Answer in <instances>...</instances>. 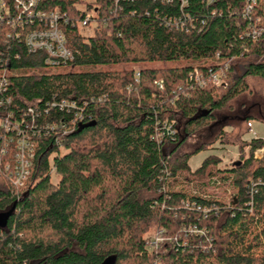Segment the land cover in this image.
<instances>
[{
	"label": "trees",
	"instance_id": "16d2710c",
	"mask_svg": "<svg viewBox=\"0 0 264 264\" xmlns=\"http://www.w3.org/2000/svg\"><path fill=\"white\" fill-rule=\"evenodd\" d=\"M247 1L45 0L36 11L60 15L68 64L27 51L24 33L42 24L0 27V115L32 145L23 186L0 169V213L15 205L0 264H264V141L244 140L264 122L248 82L264 83V0H249L256 39ZM229 59L224 86L189 78ZM7 136L0 127V145ZM215 144L247 156L221 167L210 154L191 169ZM224 185L226 202L214 193Z\"/></svg>",
	"mask_w": 264,
	"mask_h": 264
},
{
	"label": "built area",
	"instance_id": "2783aa9c",
	"mask_svg": "<svg viewBox=\"0 0 264 264\" xmlns=\"http://www.w3.org/2000/svg\"><path fill=\"white\" fill-rule=\"evenodd\" d=\"M45 0H0V27L6 26L9 29L13 30L17 27L21 29L24 28L28 20L35 21L41 26H37L31 31L24 33L23 41L24 46L28 52H44L46 54L45 63L49 64H68L73 60V54L66 48L64 34L60 30V15L56 12L54 13H44L41 11H36V7L39 3ZM117 1V0H116ZM8 3H10L8 5ZM253 1H247L242 10V15L248 18L250 23L251 36L253 39H256L258 35V30H256V25L258 19H253L250 17L252 12ZM34 22V23H35ZM33 23V22H32ZM33 23V24H34ZM88 19H84L81 23V27H86ZM16 37H19L18 34H15ZM8 38L12 36L7 34ZM259 61L264 63V58L259 59ZM231 59L227 60L223 64H217L216 69L209 68L205 75H203L198 69L194 68L193 72L190 73L189 78L193 80L196 86L203 87L206 84H211L212 86H224L225 85V74L228 71L229 63ZM7 69L0 70V90L4 91L7 86ZM159 90L162 89L161 82L156 83ZM132 89L128 88V92ZM1 105V101H0ZM72 106L67 104L65 101L59 103V108H65L66 106ZM26 116H29L30 123H33L35 119L34 110L28 109ZM12 116L10 114L0 115V127L7 133H10L11 136L4 138L3 142L0 145V156L2 158L11 157L10 161H3L0 164V169L3 174L7 175L14 186H23L27 180L28 171L30 168L29 160L32 157L31 152V138L26 132V128L21 129L20 125L11 122ZM80 116L79 114L74 117L71 122V127L74 129L75 125L79 124ZM26 121H22L25 123ZM26 126V125H25ZM249 132L251 131V123L247 124ZM30 127L31 126H26ZM60 128H63L60 127ZM65 128L63 129V131ZM31 135V134H30ZM156 138L160 140L161 134H157ZM13 147V148H11ZM264 151V150H262ZM252 192V190H251ZM189 234H202L203 231L196 229L195 227H188L186 229ZM165 239L160 235V233L154 234L151 236L150 245L156 246L161 244ZM174 242V241H173ZM184 246V245H183Z\"/></svg>",
	"mask_w": 264,
	"mask_h": 264
},
{
	"label": "rangeland",
	"instance_id": "374dc122",
	"mask_svg": "<svg viewBox=\"0 0 264 264\" xmlns=\"http://www.w3.org/2000/svg\"><path fill=\"white\" fill-rule=\"evenodd\" d=\"M86 32H90V29L89 28L86 29ZM248 82H249V85L252 91L256 94L257 98L260 99L259 101H262L261 103L264 104V100L262 99L264 95V83L256 79L255 80L249 79ZM250 123H251L252 129L250 132L248 131L247 134L244 136V140L249 141L250 139H253V138H259L264 141V122L258 119L256 120L252 119ZM262 150H264V148L257 150L254 153L255 159L260 160L264 157V151ZM246 151L247 149L244 150L243 153H239L236 147L230 146V147L220 148L219 145L215 144L213 148H211L210 150L206 152H201L197 154L196 156L192 157V159L189 162V165L191 169L194 170L200 165V163L203 161V159L206 156L210 154H215V155H218L222 159L221 167L223 166L229 167L231 163L238 161L241 158V156L246 157L247 156ZM230 192H232L230 187L228 185H224L223 187L218 188V190L216 189L214 193H217L218 195H220V198H223V200L226 202L230 198Z\"/></svg>",
	"mask_w": 264,
	"mask_h": 264
},
{
	"label": "water",
	"instance_id": "95a60500",
	"mask_svg": "<svg viewBox=\"0 0 264 264\" xmlns=\"http://www.w3.org/2000/svg\"><path fill=\"white\" fill-rule=\"evenodd\" d=\"M14 208H15V205H13L11 209L8 210L7 212L0 213V229H4L6 227L7 222L14 211Z\"/></svg>",
	"mask_w": 264,
	"mask_h": 264
}]
</instances>
